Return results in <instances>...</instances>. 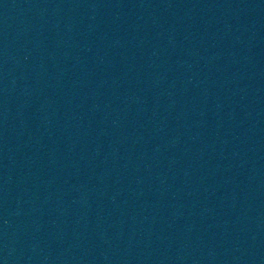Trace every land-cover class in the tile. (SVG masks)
<instances>
[{
    "label": "water",
    "instance_id": "water-1",
    "mask_svg": "<svg viewBox=\"0 0 264 264\" xmlns=\"http://www.w3.org/2000/svg\"><path fill=\"white\" fill-rule=\"evenodd\" d=\"M0 264H264V0H0Z\"/></svg>",
    "mask_w": 264,
    "mask_h": 264
}]
</instances>
